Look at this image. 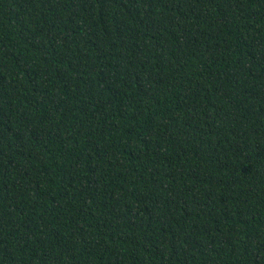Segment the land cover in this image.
Returning a JSON list of instances; mask_svg holds the SVG:
<instances>
[{"label": "trees", "instance_id": "obj_1", "mask_svg": "<svg viewBox=\"0 0 264 264\" xmlns=\"http://www.w3.org/2000/svg\"><path fill=\"white\" fill-rule=\"evenodd\" d=\"M0 264H264V0H0Z\"/></svg>", "mask_w": 264, "mask_h": 264}]
</instances>
